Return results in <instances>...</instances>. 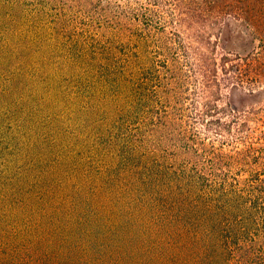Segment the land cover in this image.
I'll return each mask as SVG.
<instances>
[{"label": "trees", "instance_id": "trees-1", "mask_svg": "<svg viewBox=\"0 0 264 264\" xmlns=\"http://www.w3.org/2000/svg\"><path fill=\"white\" fill-rule=\"evenodd\" d=\"M82 1L85 0L79 3ZM189 1L179 0L178 5L222 7L234 13L236 21L227 20L220 28L219 37L222 48L237 57L238 63L231 64V71L249 72L256 54L257 64L263 67L264 0ZM90 3L87 6H91ZM75 4V0H0L1 27L24 26L30 30L32 38L42 42L23 43L24 38H16L14 34V42L0 48L2 63L21 91L12 111L18 125L12 131V124L11 131L1 137L8 140L0 145V154L25 150L30 145L24 148L21 133L27 132L25 127L31 129V113H43L44 103L33 82L21 81L18 76L41 77L49 95L47 104H63L71 118L63 121L54 108L48 111L47 135L52 139L51 148H56V154L46 160L39 171L46 178L37 179V194L41 199L53 196L45 194L43 189L46 182L53 181L50 178L53 174L42 172L67 174L71 168H76L70 156L64 160L61 151L73 153L72 147L84 149L89 144L100 166L98 169L88 166L80 178V185L87 192L82 197L86 196L85 202H89L85 207L96 206L93 211L96 219L97 211L105 205L103 202H115V205L125 202L119 208L112 206L103 224L95 220L83 226L89 219L78 218L83 227L74 226V230L106 237L91 240L89 235H77L79 242L76 243L83 245V252L91 255L88 258L84 254L83 259L98 264H115L116 261L129 264L130 260L131 264H264V218L254 217L255 213L264 212V180H255L253 186L243 190L227 188L225 184L208 186L205 172L176 168L174 162H168L172 159L169 153L160 154L152 148L147 151L141 122L144 89L140 64L111 55L115 45L90 32L91 24L79 30L73 26L70 15L74 14ZM89 11L87 9V14L91 13ZM99 11L98 6L93 7L96 15L92 21L99 33L109 31L112 34L109 39L123 38L122 19L109 27ZM87 30L89 39L82 40ZM121 48L119 51L123 52ZM229 59L224 55V65ZM239 61H245L243 66ZM225 70L228 67L225 66ZM228 108L234 111L233 107ZM216 123H220L219 119ZM60 132L67 136L62 137ZM64 140L65 147L61 150ZM88 180L93 183L91 189ZM56 181L64 180L58 174ZM17 187L20 192L29 189L28 184ZM15 188L13 186L12 190L16 191ZM53 199L44 202L63 201L59 197L57 201ZM131 226L134 229L130 230ZM140 228L146 236L141 237L142 242H138ZM97 241L100 248L106 249V252L101 250L105 257L90 253ZM128 243L137 244L129 250ZM112 245L116 251L111 249ZM16 260L6 248L0 250V264H17ZM42 263L35 259L34 264ZM61 264L71 262L63 256Z\"/></svg>", "mask_w": 264, "mask_h": 264}, {"label": "rangeland", "instance_id": "rangeland-1", "mask_svg": "<svg viewBox=\"0 0 264 264\" xmlns=\"http://www.w3.org/2000/svg\"><path fill=\"white\" fill-rule=\"evenodd\" d=\"M178 1L85 0L79 3L75 0L74 14L70 16L78 30L91 24L93 30L88 27L90 32L115 45L111 55L140 64L144 89L141 122L147 151L152 148L160 154L169 153L172 159L168 162H174L176 168L205 172L208 186L225 184L227 188H250L255 180H264V59L262 68L257 64L256 54L249 72L231 71V64L238 63L237 57L222 48L219 37L220 28L227 20L236 21L234 13L222 7H188L187 4L179 7ZM87 2H92L91 6H87ZM96 6L109 27L122 19L123 38L113 36L109 39L112 36L109 31L99 33L98 26L92 21L96 15L93 7ZM87 9L91 13L87 14ZM1 26L0 23V48L13 43L19 36L24 38L23 43L41 42L32 38L30 30L24 26ZM88 33L87 30L82 35V40L89 39ZM256 42L259 45V41ZM224 55L230 58L226 65ZM2 62L0 57V138L11 131L12 124V131L16 130L18 124L12 111L14 102L21 95ZM239 62L243 66L245 61ZM18 77L21 81L33 82L41 103H44V111L36 115L31 113V129L25 127L27 132L21 133L24 148L30 144L27 149L0 154V250L6 248L17 259V264H34L35 259L42 260V264H61L63 256L71 264H98L83 259L87 253L83 252V245L76 243L79 242L76 236L89 235L91 240L106 237L76 231L73 227L82 226L78 218L83 216L89 219L83 226L95 220L103 224L108 220L107 213L112 212V206L119 208L125 202L116 205L115 202H103L105 205L97 211L96 219L93 214L96 206L85 207L89 202H85L86 196L82 197L87 192L80 185V178L88 166L96 169L100 166L89 144L84 149L72 147L73 153L61 151L64 160L70 156L76 166L69 173L42 172L53 174L50 177L53 181L43 186L45 194L53 196L41 199L36 182L46 176L39 171L46 160L56 154V148H51L52 139L47 135L48 111L54 108L63 121L69 120L70 115L59 102L47 104L49 95L44 79L25 74ZM228 107H233L234 111ZM218 119L220 123L214 124ZM60 133L62 137L67 136ZM7 140L1 138L0 145L6 144ZM65 143L66 140L61 150ZM58 174L64 181H56ZM88 182L91 189L93 183ZM27 184L29 189L26 192L17 191V186L23 188ZM13 186L16 191L12 190ZM57 197L63 201L44 202L50 198L57 201ZM100 215L104 217L98 218ZM254 217L261 220L264 212L259 211ZM112 220H115L113 216ZM137 234H140L138 242H142L145 232L140 228ZM135 244L126 248L131 250ZM90 249L93 256L105 257L102 251L106 252V249L100 248L98 241ZM111 249L116 251L114 246ZM87 256L91 258L90 254Z\"/></svg>", "mask_w": 264, "mask_h": 264}]
</instances>
